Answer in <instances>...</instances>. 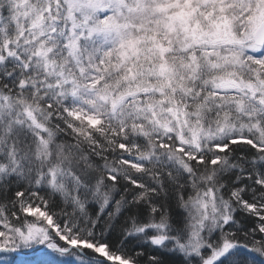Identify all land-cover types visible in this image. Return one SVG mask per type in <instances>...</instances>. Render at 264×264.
<instances>
[{"label":"snow or ice","instance_id":"1","mask_svg":"<svg viewBox=\"0 0 264 264\" xmlns=\"http://www.w3.org/2000/svg\"><path fill=\"white\" fill-rule=\"evenodd\" d=\"M0 264H264V0H0Z\"/></svg>","mask_w":264,"mask_h":264}]
</instances>
